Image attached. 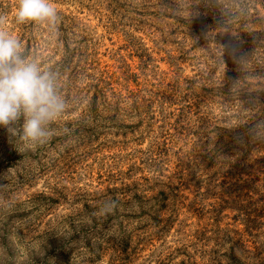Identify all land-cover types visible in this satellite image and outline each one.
I'll return each instance as SVG.
<instances>
[{
	"label": "rangeland",
	"instance_id": "obj_1",
	"mask_svg": "<svg viewBox=\"0 0 264 264\" xmlns=\"http://www.w3.org/2000/svg\"><path fill=\"white\" fill-rule=\"evenodd\" d=\"M52 3L0 0L65 104L0 127V264H264V0Z\"/></svg>",
	"mask_w": 264,
	"mask_h": 264
},
{
	"label": "clouds",
	"instance_id": "obj_2",
	"mask_svg": "<svg viewBox=\"0 0 264 264\" xmlns=\"http://www.w3.org/2000/svg\"><path fill=\"white\" fill-rule=\"evenodd\" d=\"M56 17L52 0H18L19 23L54 22ZM64 108L51 74L23 58L19 41L0 31V127L8 128L23 119V138L43 143L50 135L48 126Z\"/></svg>",
	"mask_w": 264,
	"mask_h": 264
}]
</instances>
